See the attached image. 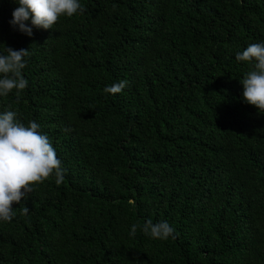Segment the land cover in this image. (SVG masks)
Instances as JSON below:
<instances>
[{"label": "trees", "instance_id": "trees-1", "mask_svg": "<svg viewBox=\"0 0 264 264\" xmlns=\"http://www.w3.org/2000/svg\"><path fill=\"white\" fill-rule=\"evenodd\" d=\"M79 2L28 36L0 0V53L29 52L0 112L37 122L66 169L0 220V264H264V113L236 60L264 43V0ZM148 219L173 236L130 234Z\"/></svg>", "mask_w": 264, "mask_h": 264}, {"label": "clouds", "instance_id": "clouds-1", "mask_svg": "<svg viewBox=\"0 0 264 264\" xmlns=\"http://www.w3.org/2000/svg\"><path fill=\"white\" fill-rule=\"evenodd\" d=\"M18 3L12 12L9 23L18 26L19 31L33 35L31 25L36 28L52 29L59 17L73 16L83 11L79 0H15ZM6 54L0 53V96H7L13 90L23 91L28 81L22 70L26 67L25 57L28 49L15 50L5 46ZM236 60L253 62L252 70L245 73L240 82L243 85L242 96L246 103L255 106L264 113V43H251L242 52L236 53ZM121 80L104 88L105 93H120L127 85ZM40 125L34 120L27 125L17 119L15 110L0 112V220L11 221L15 213L13 204L33 191L32 185L41 183L54 174L55 183L61 184L66 169L50 143L46 134L39 131ZM25 205L21 214L27 215ZM137 228L153 239L167 240L173 236L174 229L167 221L146 220L143 225L133 224L131 235ZM174 238V237H173Z\"/></svg>", "mask_w": 264, "mask_h": 264}]
</instances>
